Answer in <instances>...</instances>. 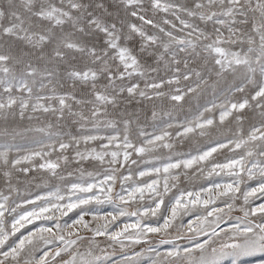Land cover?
<instances>
[{
    "label": "snow or ice",
    "instance_id": "1",
    "mask_svg": "<svg viewBox=\"0 0 264 264\" xmlns=\"http://www.w3.org/2000/svg\"><path fill=\"white\" fill-rule=\"evenodd\" d=\"M0 264H264V0H0Z\"/></svg>",
    "mask_w": 264,
    "mask_h": 264
},
{
    "label": "rangeland",
    "instance_id": "2",
    "mask_svg": "<svg viewBox=\"0 0 264 264\" xmlns=\"http://www.w3.org/2000/svg\"><path fill=\"white\" fill-rule=\"evenodd\" d=\"M103 210H105V211H110L111 209L110 208H108L106 205L103 207ZM34 223H35V221H34Z\"/></svg>",
    "mask_w": 264,
    "mask_h": 264
}]
</instances>
